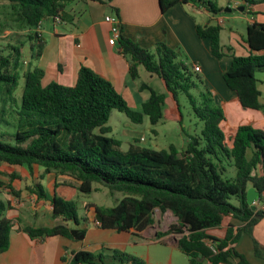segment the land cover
<instances>
[{
	"label": "trees",
	"instance_id": "16d2710c",
	"mask_svg": "<svg viewBox=\"0 0 264 264\" xmlns=\"http://www.w3.org/2000/svg\"><path fill=\"white\" fill-rule=\"evenodd\" d=\"M1 1L8 4L15 25L26 33V39L10 45L6 53H0V119L5 118L4 107L10 102L17 128L14 145L0 141V163L26 167L29 171L42 168L41 178L50 173L57 178L68 177L71 181L66 185L75 183L76 190L83 195H90L94 184L122 194V199L111 208L88 206L93 208L96 219H101L102 229L141 232L154 224L157 210L171 212L176 223L168 233L181 235L177 248L186 256L188 264H233V261L249 264L233 245L241 234L249 232L258 216H264L247 204V191L251 188L258 194L257 200L264 201V130L241 125L229 146L221 129L225 121L222 108L214 102L200 75L180 60L182 53L165 43L156 44L153 50L142 48L122 35L119 24L117 42L129 61V78L138 79V68L142 67L160 80L165 94L141 84L140 90L148 91L149 96L139 110L133 109L108 80L85 67L79 69L72 86L55 82L42 86L41 68L23 70L25 41L31 52L36 50L32 55L38 58L45 47L40 33L44 21L59 17L61 22H72L70 11L77 3L109 4L112 0ZM243 1L249 6L264 3V0ZM176 4H201L213 16L222 11L210 0H159L161 13ZM195 30L198 38L209 40L213 58H231L222 79L236 94L240 106L264 115L255 77L257 73H264V23L248 25L246 57L235 56L230 47L220 44L219 26L196 25ZM21 72L24 85L18 106L12 95L18 88ZM180 96L186 97L193 115L202 123L200 135L188 137L183 150L174 145L167 150H154L130 143L128 150L123 151L121 141L106 136L111 132L106 124L114 111L124 114L134 124H141L147 117L151 125L172 120L181 126ZM168 98L175 104V112L167 106ZM27 190L37 200L51 203L54 218L76 227L80 225L74 201L56 194L49 198L40 183ZM232 199L235 203H231ZM8 209L9 204L0 202V256L9 247L13 227L5 216ZM230 217L245 223V228L234 234L229 225L223 238L207 233L221 227ZM22 231L30 239L63 237L71 241H81L86 234L85 229L69 228L65 224L50 228L24 227ZM254 246L256 250V242ZM70 264L146 263L124 251L102 247L98 253L73 252Z\"/></svg>",
	"mask_w": 264,
	"mask_h": 264
},
{
	"label": "crops",
	"instance_id": "0c3cea01",
	"mask_svg": "<svg viewBox=\"0 0 264 264\" xmlns=\"http://www.w3.org/2000/svg\"><path fill=\"white\" fill-rule=\"evenodd\" d=\"M210 1L217 9L222 10L221 13L213 16L201 4H176L165 13H161L159 0H112L109 4L79 2L70 11L73 16L72 22L55 24L52 20H47L50 24L48 30L43 28L45 21L41 24L40 33L45 40V47L41 56L37 58L38 68L44 71V78L48 73L52 74L54 80L49 83L72 86L76 82L79 69L85 67L108 80L127 104L137 109L138 104L135 103H140L141 106L148 99L146 90H140L141 84L145 83L140 82L139 78L136 80L129 78V61L122 55L118 42L114 45L109 44L111 24L105 22V18H115L121 25L122 35L140 47L153 50L156 44L165 43L169 48L177 50L180 55L182 53L180 60L185 64L200 68L198 74L212 93L214 102L224 112L225 121L221 123V129L224 125L229 127L228 138L226 136L225 138L230 146L235 130L241 125H251L255 129L264 130V115L240 106L236 94L227 88L222 79V74L230 66L231 58L229 56L222 60L213 58L209 40L198 38L195 27L219 26L220 44L230 47L233 55L246 57L249 54L246 30L248 25L254 22L264 23V3L249 6L243 0ZM218 1L221 4H218ZM241 6L244 7L243 11H238ZM227 9L231 11L228 12ZM257 86L261 94L259 101L264 104V81H258ZM137 100L139 102H136ZM167 103L171 104L168 107L175 112L176 107L171 98H168ZM26 170L24 167H10L0 163V202L9 204L5 216L13 224L9 233V247L1 254L0 264H70L73 252L89 251L90 248L99 252L102 247L118 249L132 255L125 249L144 245L137 240L144 237L154 238L155 240L150 243L153 245L164 244L167 238L177 246L178 239L172 241L171 233L160 234L153 225L141 232L133 229L128 232L102 229L94 216L93 208L88 207L94 205L91 203L84 206L86 216L83 225L76 227L72 223H64L61 218H54L51 203L39 201L32 194L27 195L21 184L30 176L32 181L26 187L40 183L49 198L56 194L66 200L77 197L76 184L72 182L73 186L66 185L71 181L68 177L57 178L53 173L41 178L43 170L37 167L31 171ZM56 182L59 183L58 186H55ZM24 187L23 189L26 188ZM5 188L10 191L12 189L13 192L8 194ZM254 207L255 212L264 213V201L257 200ZM60 224H65L69 228L85 229L84 239L81 241H71L63 237L30 239L22 231L24 227L50 228ZM229 225L236 234L237 230H243L246 224L230 217L225 219L221 227L207 233L223 238ZM248 231L247 234L239 236L233 247L249 264H264V216H258L257 222ZM138 258L146 264H162L159 262L160 255L155 258L150 249ZM171 263L170 255L168 264ZM233 264L237 262L233 261Z\"/></svg>",
	"mask_w": 264,
	"mask_h": 264
},
{
	"label": "rangeland",
	"instance_id": "374dc122",
	"mask_svg": "<svg viewBox=\"0 0 264 264\" xmlns=\"http://www.w3.org/2000/svg\"><path fill=\"white\" fill-rule=\"evenodd\" d=\"M218 4H221L218 1ZM79 12V9H77ZM49 23L47 21L44 22L43 28L45 30L49 29ZM26 39V33L21 31L15 25L12 16L10 14V9L8 4L4 1L0 0V53H6L7 49L10 45H15L19 42H24ZM26 47L23 48V70L33 69L38 67L37 58L32 54L36 53L31 52L29 47L27 46V42L25 41ZM5 55V54H3ZM182 56V55H181ZM179 56V58L181 57ZM29 64V65H28ZM139 72V81L145 83L152 87V89L157 93L165 94V89L161 84L160 80L155 76L146 72L142 67L138 68ZM257 80L264 81V73L256 74ZM200 78H202L200 76ZM52 79V74L48 73L42 81V86H46ZM203 80V78H202ZM204 82V81H203ZM24 85V78L22 76V72L20 73V78L18 81V88L15 93L12 95L15 102L17 101L18 106L21 101L22 88ZM204 86L205 83H204ZM203 86H200V89H203ZM146 92V96H149L148 91ZM9 100V99H8ZM136 102H139L138 100ZM179 102V111L182 116V125L179 126L178 123L172 120H166L165 122H159L156 125H151L149 119L147 117L143 118L141 124H134L126 116L120 112L114 111L109 118L106 126L111 128V132L106 134L107 137L114 138L116 140L121 141L122 144L131 143L133 145L154 149V150H167L170 145H174L179 150H183L185 148L188 137L190 136H199L202 123L195 118L191 107L185 96H180L178 99ZM2 101L0 98V110L2 108ZM170 103V102H169ZM167 103V106H170ZM138 104L137 110L140 109V103ZM6 109L5 118L3 121L0 119V141L3 143H7L9 145H14L13 135L16 132V122H15V114H14V106L10 104V102L4 107ZM225 126V125H224ZM222 128L223 133L226 138H228L229 127L225 126ZM25 171H27L26 167H24ZM37 169L42 170V168L37 167ZM232 175H234V171H232ZM32 178L29 176L24 183H22V190L27 192L26 185L31 183ZM23 186H25L23 189ZM7 193L10 194L11 191L8 188ZM93 192L90 195H83L81 193H77V197H73L72 200L77 205V213L79 217L80 225L84 224V218L86 216L84 206L86 204H94L96 206L111 208L116 205V203L122 199V194L110 191L105 188L101 184L93 185ZM31 194V193H29ZM14 197V196H13ZM231 203H235L232 199ZM96 217V216H95ZM176 223V218L167 211L165 213H160L158 210L154 214V224L153 227L158 229L160 234L168 233L171 225ZM172 241H176L181 237L180 234H171ZM138 241L144 243V245L135 246L131 248H126L125 250L136 257H140L146 254L147 250L150 249V253L156 257L160 255V261L162 264H168V260L170 255L172 257L171 264H188V260L184 254L177 248L176 245L172 244L171 240L167 238L164 241V244H150L155 239L152 237H144L137 239ZM89 252L98 253L94 249H88Z\"/></svg>",
	"mask_w": 264,
	"mask_h": 264
},
{
	"label": "built area",
	"instance_id": "2783aa9c",
	"mask_svg": "<svg viewBox=\"0 0 264 264\" xmlns=\"http://www.w3.org/2000/svg\"><path fill=\"white\" fill-rule=\"evenodd\" d=\"M53 22L55 24H60L61 21L59 19V17H55ZM105 22L110 23L111 24V38L109 39V44L110 45H114L117 42V39L119 37V27H118V21L115 18H111V17H106L105 18ZM194 72L199 73L200 72V68L198 66H194L193 67Z\"/></svg>",
	"mask_w": 264,
	"mask_h": 264
},
{
	"label": "water",
	"instance_id": "95a60500",
	"mask_svg": "<svg viewBox=\"0 0 264 264\" xmlns=\"http://www.w3.org/2000/svg\"><path fill=\"white\" fill-rule=\"evenodd\" d=\"M243 9H244V7L241 6V7L238 9V11H243ZM227 11L229 12V11H231V10L227 9ZM129 147H130V145H128V144H122V145H121V149H122L123 151H127ZM257 199H258V194L255 192V190L252 189V188L249 189V190L247 191V204L251 207V210H252V211H255L254 204H255V202L257 201ZM170 213H171V212H170ZM100 221H101V219L98 217V222H100Z\"/></svg>",
	"mask_w": 264,
	"mask_h": 264
}]
</instances>
